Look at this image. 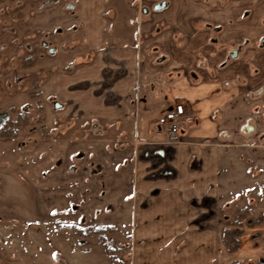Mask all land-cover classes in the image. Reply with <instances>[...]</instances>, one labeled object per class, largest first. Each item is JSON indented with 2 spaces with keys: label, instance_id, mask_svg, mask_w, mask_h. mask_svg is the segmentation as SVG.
Returning a JSON list of instances; mask_svg holds the SVG:
<instances>
[{
  "label": "crops",
  "instance_id": "crops-1",
  "mask_svg": "<svg viewBox=\"0 0 264 264\" xmlns=\"http://www.w3.org/2000/svg\"><path fill=\"white\" fill-rule=\"evenodd\" d=\"M146 1H73L69 13L77 10L73 23L78 22L82 42L78 56L86 60L71 58L68 65L77 63V69L54 78V90L69 101L66 105L110 122L123 136L118 151H127L129 264H227L218 244L214 203L219 166L214 144L220 141L212 140L224 131L222 140H231L242 133L243 123L256 119L252 104L235 129L225 126L237 114L239 100L244 101L240 90L248 98L264 79V55L255 42L264 32V4L164 0L166 6L154 8ZM37 13L36 29L72 22L73 15L59 9L41 7ZM120 18L124 21L119 24ZM208 23L221 24L225 38L253 39L242 62L247 68L235 61V66L216 70L222 51L199 56ZM210 51L209 46L203 49ZM199 62H204L201 81L189 75ZM236 74L250 84L240 89L243 81L233 84ZM175 103L185 107L186 119L179 135L169 140L157 121L149 128L146 120L147 114L156 111L159 117Z\"/></svg>",
  "mask_w": 264,
  "mask_h": 264
},
{
  "label": "rangeland",
  "instance_id": "rangeland-1",
  "mask_svg": "<svg viewBox=\"0 0 264 264\" xmlns=\"http://www.w3.org/2000/svg\"><path fill=\"white\" fill-rule=\"evenodd\" d=\"M73 1L0 0V134H14L0 137V264H129L123 136L54 90V78L77 69L71 58L86 60ZM41 7L72 22L36 29ZM252 104L257 128L212 140L220 141L214 203L227 264H264V95L239 100L225 126L235 129ZM147 117L151 128L158 114Z\"/></svg>",
  "mask_w": 264,
  "mask_h": 264
},
{
  "label": "flooded vegetation",
  "instance_id": "flooded-vegetation-1",
  "mask_svg": "<svg viewBox=\"0 0 264 264\" xmlns=\"http://www.w3.org/2000/svg\"><path fill=\"white\" fill-rule=\"evenodd\" d=\"M45 1H50V0H45ZM150 3L149 5H151V7H159L160 5L163 4V6H166V2L164 0H160L159 2L157 0H149ZM72 3L67 4V7H71ZM74 27V26H73ZM206 30H207V39H205L203 41V43L200 44V48L198 49V53L199 56H204V55H212L214 56V54L218 55L219 52H223V57L221 59H219V61L216 63V65L214 66L216 70H222L225 69L227 67H231V66H235L234 62L237 61L239 64L246 59H248V52L251 51V42L253 41V39L246 37V36H233V37H229V38H225L223 36L224 34V29L223 26L219 23H208L206 24ZM255 42L257 44V49L258 52L260 54L264 55V32L261 33L257 38H255ZM43 44L45 42H42ZM209 46L212 48V51L210 52H203V49ZM52 48V47H51ZM50 48V49H51ZM212 53V54H211ZM233 61V62H230ZM250 62V61H249ZM244 64L242 66L245 67ZM204 67V62H199V65L196 66V68H194L193 70L190 71V77L193 78L194 80H198L201 81L203 79V74L201 73L202 68ZM250 72V71H249ZM256 72V69H255ZM253 72H251L250 74H253ZM237 75V76H236ZM235 75V81H233V84L236 82H238L241 85V81H243V84L240 86V89H243L241 87H247L250 83L249 78H240V76L238 74ZM249 81V82H247ZM228 82H225L224 85H227ZM240 94L243 95V99L244 102H248V103H252L254 102L256 99H258L259 97H262L264 95V79L261 82V84L258 85L257 88H255V93L252 94L251 96H249L248 98H246L245 92L240 90ZM254 106V105H253ZM257 105L254 106V111L257 112ZM256 107V108H255ZM186 110V109H185ZM264 122V121H263ZM257 122H255V120H253L252 118H250L249 120H247L245 123H243L240 126V130L242 131V133L245 131L247 133L252 132L255 128H257V126H259L260 123L256 124ZM247 127H250V130H247ZM226 131H224L221 136L226 137Z\"/></svg>",
  "mask_w": 264,
  "mask_h": 264
},
{
  "label": "built area",
  "instance_id": "built-area-1",
  "mask_svg": "<svg viewBox=\"0 0 264 264\" xmlns=\"http://www.w3.org/2000/svg\"><path fill=\"white\" fill-rule=\"evenodd\" d=\"M185 113V107L181 103H175L165 109L158 117L157 123L159 129L165 134V136L168 137L169 140L179 135L180 129L186 119Z\"/></svg>",
  "mask_w": 264,
  "mask_h": 264
},
{
  "label": "trees",
  "instance_id": "trees-1",
  "mask_svg": "<svg viewBox=\"0 0 264 264\" xmlns=\"http://www.w3.org/2000/svg\"><path fill=\"white\" fill-rule=\"evenodd\" d=\"M13 135L14 134H12V132H10L9 130H5V131H2V134H0V137H5V138H7V137H13ZM103 245H104V242H103ZM104 250H105V252H107V248L105 247V245H104Z\"/></svg>",
  "mask_w": 264,
  "mask_h": 264
},
{
  "label": "water",
  "instance_id": "water-1",
  "mask_svg": "<svg viewBox=\"0 0 264 264\" xmlns=\"http://www.w3.org/2000/svg\"><path fill=\"white\" fill-rule=\"evenodd\" d=\"M50 52H53L54 50H53V48H51L50 50H49ZM58 105L57 104H55V107H57ZM251 128L250 127H247V130H250Z\"/></svg>",
  "mask_w": 264,
  "mask_h": 264
}]
</instances>
